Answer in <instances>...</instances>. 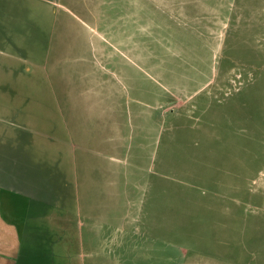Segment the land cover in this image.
<instances>
[{
    "label": "rangeland",
    "instance_id": "374dc122",
    "mask_svg": "<svg viewBox=\"0 0 264 264\" xmlns=\"http://www.w3.org/2000/svg\"><path fill=\"white\" fill-rule=\"evenodd\" d=\"M59 1L4 29L35 85L0 58V172L39 164L50 264H264V0Z\"/></svg>",
    "mask_w": 264,
    "mask_h": 264
},
{
    "label": "crops",
    "instance_id": "0c3cea01",
    "mask_svg": "<svg viewBox=\"0 0 264 264\" xmlns=\"http://www.w3.org/2000/svg\"><path fill=\"white\" fill-rule=\"evenodd\" d=\"M28 1L32 3V7H37L39 4H45L50 7L60 5L59 0ZM7 3L8 0H0V58L2 59L4 55H8V57H4V61L8 62L5 65L3 64V68H9L6 69L9 71L8 73H14L15 69H19L22 77L27 81V84L35 85L34 78L40 70L39 59L36 60L38 52L28 51L17 44L10 47L4 45L6 39H9L4 33L7 21H24L29 19V13L26 15L24 14L26 8L22 5V0L14 2L9 1V3L12 4L10 6L14 9L12 16L8 13V9H6ZM28 7L30 9L29 5ZM34 14L38 15L36 12ZM18 26L21 27L23 31V24H19ZM27 35L28 34H25L24 37H27ZM36 36H39L38 32ZM39 83L40 82L37 84ZM20 97L21 96H18L17 98ZM30 98H32L30 94H26L23 99L30 100ZM13 114L19 118H27V120L22 121L23 123L21 122L22 125L16 130L28 132L30 131L29 127H31L40 131L39 128L41 129V123H38L35 127L32 125L34 122L33 119L39 117L40 110H37V113L14 111ZM53 114L55 118L58 117V123L54 124L55 128H52V131L56 133L52 136L53 140H59L63 142L65 146L57 151L59 161L61 162L57 167V171L62 174L61 165L63 162H68L72 170L74 155L68 143L70 134L67 131V124L64 120L63 122L59 119V117L61 118L62 116L61 110H54ZM47 127L48 126H45L42 131L45 134L48 131V129H46ZM17 140L22 143V145L19 147L18 142H15L16 144H13L15 146L12 145L11 148L16 149L18 146V152H20L21 149L25 148V144L21 138ZM19 154L21 153H18L15 158H13L12 155L9 156L5 167V173L0 172V264H50V259L53 258V255H51L49 250L46 252L43 251V246L45 240H52L54 232L51 231V225L47 226L43 224L44 220H41V216L43 215L42 208L44 204L55 206L58 202L54 200L52 194H50L52 198H50L49 202L41 201V192H38V189L29 188L28 182L31 183L38 180L37 176L40 175L38 168L39 164L30 163L27 158L18 157ZM72 174L73 173H71L69 169L68 178H72ZM30 204H37V206L35 209L30 208ZM30 210H33V212ZM41 229L45 231L42 232ZM137 229L139 228L137 227ZM44 253L46 254V258H44Z\"/></svg>",
    "mask_w": 264,
    "mask_h": 264
}]
</instances>
